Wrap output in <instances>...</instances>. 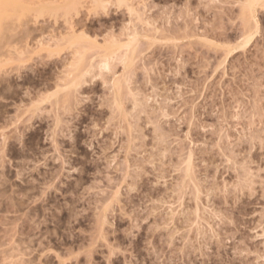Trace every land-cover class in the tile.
Segmentation results:
<instances>
[{"label":"rangeland","instance_id":"obj_1","mask_svg":"<svg viewBox=\"0 0 264 264\" xmlns=\"http://www.w3.org/2000/svg\"><path fill=\"white\" fill-rule=\"evenodd\" d=\"M18 2L0 264H264V0Z\"/></svg>","mask_w":264,"mask_h":264},{"label":"bare ground","instance_id":"obj_2","mask_svg":"<svg viewBox=\"0 0 264 264\" xmlns=\"http://www.w3.org/2000/svg\"><path fill=\"white\" fill-rule=\"evenodd\" d=\"M20 1V0H19ZM72 1H74V0H72ZM79 1L80 0H76V8H77V4L79 3ZM89 1V0H88ZM107 1L109 2V0H92V4H93V2L95 3L94 4V6H98V8H99V6H101V8L102 9H104V8H106V7H104V5L106 6V3H107ZM117 1V3H119V4H124V3H126V2H128V0H116ZM262 2L263 0H245V2H246V4H244V6L248 9V11L249 10H253V7L254 6H256V4L257 5H259V2ZM20 3L21 2H18V0H0V25H3L2 23H1V21L2 20H4V15L5 14H10V13H6L9 9L10 10H14V11H17V10H19L20 8ZM23 3V2H22ZM73 3V2H72ZM90 3V2H89ZM74 4V3H73ZM83 4V3H82ZM121 4V5H122ZM42 5V4H41ZM118 5V4H117ZM120 5V6H121ZM23 6V4L21 5V7ZM104 7V8H103ZM64 8V7H63ZM93 8V7H92ZM94 8H97V7H94ZM97 8V9H98ZM245 8V9H246ZM47 9H52V7L51 8H47ZM79 9V8H78ZM100 9V8H99ZM254 9H255V7H254ZM12 10V11H13ZM22 10H23V8H22ZM22 10H20V11H22ZM53 10L55 11V8H53ZM11 11V12H12ZM14 11L12 12V14L14 13ZM20 11H18V12H20ZM131 11V10H130ZM254 11V10H253ZM18 12H17V14H18ZM44 12V11H43ZM250 13H252L251 11H249ZM16 13V12H15ZM14 13V15L15 16H17L16 14ZM11 15V14H10ZM20 15V14H19ZM12 16V15H11ZM14 16V17H15ZM7 16H5V18H6ZM9 17V16H8ZM5 24V23H4ZM1 27V26H0ZM3 27V26H2ZM2 27L0 28V30L2 29ZM6 28H4V30H5ZM131 36V35H130ZM78 37H76V51H78V48H80L79 46H80V44L81 43H79L78 42V39H77ZM131 41H133V40H131ZM131 41L129 40V43H126L125 45L123 44L122 46L121 45H119L118 47H116L117 46V44L114 46V44H112V42H111V44H109V46H103L104 48H101L100 46V48H98V49H103L102 51H99L98 49V54H99V52H102L103 53V58L101 59V57L102 56H100V59H101V61H99V62H101V63H99L100 64V68L102 69H107V71H109L110 69V67H111V63H113L114 62V60H118V59H120L121 61L120 62H122V63H125V64H127L129 61H130V59L129 60H127L128 59V55L130 54L129 52H132L131 50H133L132 49V46H131ZM134 43V42H133ZM79 44V45H78ZM82 45V44H81ZM108 45V44H107ZM91 46V45H90ZM94 47V46H93ZM82 48H84L83 46H82ZM90 49V48H89ZM82 50V49H81ZM93 50V49H92ZM91 50V51H92ZM95 50V49H94ZM75 51V52H76ZM80 51V50H79ZM84 51H85V48H84ZM80 52H83V51H80ZM90 52V51H89ZM77 53V52H76ZM84 53V52H83ZM83 53H79L78 52V54L79 55H83ZM86 53V52H85ZM93 53V52H92ZM102 53H100V54H102ZM92 57V56H91ZM113 61V62H112ZM119 61V60H118ZM128 61V62H127ZM91 64V63H90ZM94 64V63H93ZM96 64V63H95ZM94 64V65H95ZM125 64H123V65H125ZM97 66V65H96ZM125 67V66H124ZM99 68V67H98ZM92 69V68H91ZM109 69V70H108ZM88 72V71H87ZM119 81H114L113 82V84H112V87L114 88V89H118V87H119Z\"/></svg>","mask_w":264,"mask_h":264}]
</instances>
